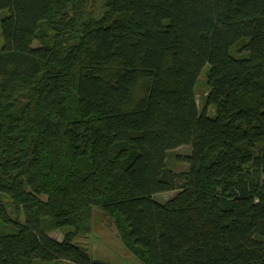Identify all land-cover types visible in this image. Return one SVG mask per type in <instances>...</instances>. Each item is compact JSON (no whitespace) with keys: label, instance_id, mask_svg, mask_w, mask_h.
<instances>
[{"label":"trees","instance_id":"1","mask_svg":"<svg viewBox=\"0 0 264 264\" xmlns=\"http://www.w3.org/2000/svg\"><path fill=\"white\" fill-rule=\"evenodd\" d=\"M0 38V264H103L94 208L143 264H264V0H0Z\"/></svg>","mask_w":264,"mask_h":264},{"label":"rangeland","instance_id":"2","mask_svg":"<svg viewBox=\"0 0 264 264\" xmlns=\"http://www.w3.org/2000/svg\"><path fill=\"white\" fill-rule=\"evenodd\" d=\"M2 45V40L0 38V46ZM40 43H34V47H39ZM206 71L204 70L200 75V80L196 89L197 103L200 110L205 109V95L207 93V87L205 84ZM208 113L213 114L214 109L211 107L206 108ZM213 116V115H211ZM190 154V148L188 146H183L177 148L172 152L169 158V164L177 171L184 172L188 170V165L181 161H176V157H184ZM174 193L167 194H156L154 199L159 202H166L169 200ZM3 201L8 202L7 198ZM10 211V210H8ZM24 217H21L23 220ZM91 230L89 233H81L78 237V242L81 246L87 248L89 255L95 262H100L103 264H143L135 255H133L122 239L120 238L119 232L109 216L104 214L101 210L94 208L92 212V218L90 221ZM65 230H54L48 233L51 239L61 242L64 237ZM59 264H71L69 262H62Z\"/></svg>","mask_w":264,"mask_h":264}]
</instances>
